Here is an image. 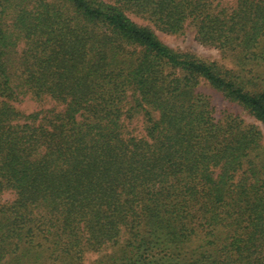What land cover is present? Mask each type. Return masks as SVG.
<instances>
[{
    "label": "trees",
    "instance_id": "16d2710c",
    "mask_svg": "<svg viewBox=\"0 0 264 264\" xmlns=\"http://www.w3.org/2000/svg\"><path fill=\"white\" fill-rule=\"evenodd\" d=\"M187 24L240 70L264 62V0H0V190L15 194L0 253L19 239L78 259L110 245L102 264H264L259 69L241 76L155 33ZM201 83L256 123L216 119ZM19 95L54 105L24 114ZM135 115L141 135L126 130Z\"/></svg>",
    "mask_w": 264,
    "mask_h": 264
},
{
    "label": "rangeland",
    "instance_id": "374dc122",
    "mask_svg": "<svg viewBox=\"0 0 264 264\" xmlns=\"http://www.w3.org/2000/svg\"><path fill=\"white\" fill-rule=\"evenodd\" d=\"M9 3L16 0H8ZM33 1V0H30ZM37 1V0H36ZM223 3H232V0H223ZM130 18L141 25H146L147 23L138 17H135L129 14ZM6 23L8 24L9 19L7 18ZM151 28L152 25H150ZM154 29V28H153ZM158 39L165 44L168 48L173 50L174 52L189 54L191 56L196 57L199 60L204 62L216 63L217 65L223 67L225 70H233L236 74L241 76L246 75L248 70H252L248 72L249 75H256L259 69L258 78L254 80V85L251 86L253 90H262L264 89V62L260 63V68L258 69H245L240 70L238 66H235V60L227 54H223L221 51H218L215 48H210L207 46H202L196 39L195 29L191 24H187L186 28L183 32L176 35H167L161 33L159 31H155ZM22 45L20 44L17 48L16 52L22 50ZM15 53H12L14 55ZM16 56L11 57V61L9 62L10 67L17 66V60L12 61V59ZM14 69V68H13ZM200 91L207 95L210 99L214 117L216 119L223 118L225 116L233 115L241 118L245 124L256 123L251 116H249L240 106L235 103H231L228 99H226L221 93L216 92L215 90L209 88L206 84L200 85ZM131 100V98H130ZM54 103L49 102L43 99H35L30 95H19L16 101L13 102V106L18 110L22 111L24 114H30L40 109H49L52 108ZM128 132L133 135H141L143 133V120L141 115L133 116L127 122ZM263 132V143H264V128L262 127ZM15 198L14 192L11 190L4 188L0 190V206L10 204ZM126 236L125 234H121L119 237L117 244H121L124 242ZM14 243H16L17 248H11L6 253H0V264H102L103 262H107L110 254L114 251V248L110 245L103 247L99 251L86 250L82 253L81 257L78 259L77 257H58V252H52L51 249L43 250L42 248L33 247L29 249L27 245L23 243V241L19 239H13ZM27 247L29 250H24ZM45 247V245H44ZM47 247V246H46ZM116 248V247H115ZM23 252V253H22ZM22 253V255H21ZM38 253V254H35ZM101 261H103L101 263Z\"/></svg>",
    "mask_w": 264,
    "mask_h": 264
}]
</instances>
